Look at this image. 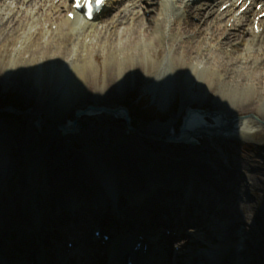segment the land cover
<instances>
[{
	"label": "bare ground",
	"instance_id": "6f19581e",
	"mask_svg": "<svg viewBox=\"0 0 264 264\" xmlns=\"http://www.w3.org/2000/svg\"><path fill=\"white\" fill-rule=\"evenodd\" d=\"M122 1H128V3L120 7ZM193 1L114 0L108 2L99 13L95 14L92 20H87L80 11L73 8L75 0H0V59L13 58L11 68H0V73H2L0 77L12 75L21 86L25 84V77H30L39 83L41 88L39 96L52 98L49 103L44 102L42 105H53L54 112L50 115L56 121L66 116V111L81 107L84 104H81L79 95L85 89L89 72L95 71L99 67L101 54H104L106 58L110 56L115 60V68L119 71L118 80L120 81L122 78L123 80L126 77L132 78L136 69L140 70L143 67L138 61L133 62V59L142 58L144 60L145 58L147 65L144 67V74L142 72L137 73L138 80H152L151 85H156L159 82L155 76L159 69L169 62L177 71L178 79L182 83L180 86H182L184 93L190 91L195 82H199V91L201 92L198 94L199 96L202 94L199 98L202 103L208 101L210 93L212 94L219 88L226 97L238 95L237 98L240 100L238 99L239 101L233 109L221 104L218 105L219 111L215 115L206 117L208 122L221 129H227L228 126L229 128L231 126L230 132L224 135L222 140L228 137L264 139V124L261 123L264 121V112L261 111V103L264 101V16H262L264 14V0H250V2L248 0L242 2L239 0H201L198 4H194ZM227 3L229 4L224 7V4ZM259 3L262 6L257 8ZM114 7L118 8L117 12L103 19L102 16ZM64 10H67L66 13L63 12ZM156 10H161L163 17H158V15L147 17L149 12ZM70 11L75 12L74 18L69 17ZM175 14L180 22H172V16ZM192 16L197 17L204 25L190 20ZM232 19H235L234 26L238 25L235 31L229 30L228 25ZM237 22L239 23L236 24ZM156 33L159 35L155 36ZM224 35L226 37L235 36L228 41H220L219 39ZM153 40L155 41L152 42ZM138 43L146 45L141 52L132 48ZM101 48L103 52L100 53ZM126 62L127 64L124 65ZM94 63H96L95 66ZM6 71H8L7 74ZM25 74L27 76H24ZM68 74H71L72 88L67 99L66 96L60 95L59 89ZM187 79L188 82H186ZM158 85L171 87L170 82H161ZM158 85L151 87V91L155 92L156 88L160 89ZM252 91L253 93H249ZM204 94H207L208 99ZM59 95L61 96L60 100L58 99ZM141 103L143 102L141 101ZM141 103L137 102L136 105L141 106ZM187 106H192L191 99L188 97L184 101L183 110ZM57 108L60 109L57 110ZM246 111L256 113L260 120L249 116L241 117V114ZM57 112L60 114H56ZM102 115L111 114L102 113ZM236 117L235 120L231 119ZM201 119L204 120V117ZM60 120L63 121V118ZM174 131L176 132L175 128ZM28 132L32 134V129H29ZM216 138L219 139L220 137L215 136L214 139L216 140ZM199 140H202L201 137ZM98 144L102 146L100 151H103V153H99L100 155L104 154L105 157L112 155V158L115 159L124 158L118 162L116 170L123 169L128 173L129 178L125 184H130L131 188L128 185L127 188H124L125 193L122 196L116 195L117 199L124 196L123 199L129 202L128 205L126 204L125 210H123L124 203H121L122 207L119 206L121 212L117 211L119 217H125L127 221L141 222L142 225L139 224V227L135 229L138 231V235H144L142 233L144 228H141L143 225H145L146 231L151 230L150 232L154 234L158 229H155L154 224L148 226V223L151 221L158 222L163 226L159 229L162 228L163 230L157 232H161L165 242L174 241V247L165 245L159 249L156 248L160 245L158 241L157 243L152 242L149 246L153 249L151 248V251L146 253L142 262L140 261L141 264H188L181 262L188 257V249L190 248L188 239L183 237L184 234H181L183 228L188 224L196 227L199 225L202 228L197 227V231L193 232V230L192 233H199V235L207 237L213 227L217 228L215 226L216 221L211 225L204 222V217L208 213L199 207H205L207 203L196 200L197 197L201 198V189L197 191L201 185H214L211 183L214 180L207 176L208 174L213 176L210 164L202 162V156L198 154H185L186 152L183 151L185 144L177 145L183 146L179 147L181 151L178 150L171 155L172 159L169 156H163V152L160 154L156 150L153 153L147 151L139 154L131 149L127 152H121L113 146L115 143L112 140ZM31 146L33 150H36V157L37 155L45 156L44 148L53 146L54 152H49V156L54 157L58 153L56 158L66 163V167L70 171H60V174L63 175L61 177L70 182V185H65L66 182L63 185H56L53 181L47 187L39 186L41 189L32 188L29 191V185L24 180L25 176H29L30 173L25 174V172L19 174L16 180L17 186H14L15 181L11 184L9 182L5 184L7 187L14 184L10 187L14 190L12 191L14 199L12 203L8 198L0 200V208L3 206L7 209L6 212L0 210V264H116L122 256V251H126L128 239L125 238L126 246L124 248L121 246V249L117 248L118 235L121 230L120 227L116 226L115 208L113 207L111 210L96 205L83 207L84 209L78 212L79 203L83 199L90 202L91 195L97 190L80 183L84 182V178L91 175L87 171L90 169L87 168L84 154L79 153L78 150H72L73 155L76 153L74 158L80 161V164H73L66 156L68 147H65L62 141L54 145L49 142H39V144ZM15 149V147L11 149L12 153L16 151ZM29 155L32 156V154ZM39 158L42 161L41 157ZM165 158L167 159L165 160ZM33 159L35 160L34 155ZM151 160H160V162H165L164 166H167L164 169L160 165L161 168L154 171L151 168L150 171L156 173L155 175L151 173L150 177L162 179L164 187L152 186L148 191V198H141L139 195L133 200L134 195L131 196L132 193H130L133 189L139 194L148 186L146 182L143 183V180L140 179L142 177H140V172L145 164ZM90 172L92 171L90 170ZM176 177L186 187L193 180L196 193L188 192L186 187V190L181 189L182 186L179 187V184L177 186L172 185L170 182ZM256 177L260 176L256 175ZM0 178L2 177L0 176ZM51 179L54 180L53 175H51ZM98 181H101L100 185L101 183L104 184L103 187L99 186V189L106 191L107 196L111 187L106 186V184L123 189L122 181L119 180L117 183L115 178L109 179L101 176ZM223 181L224 183L229 181L233 190L236 189V185L241 184L234 176L223 178ZM110 182H113L114 185ZM5 185H1L0 188L5 187ZM215 185L218 184L215 183ZM205 187L207 188V195L215 191V189L213 191L208 189L206 185ZM161 192L164 194L163 198L159 196ZM204 192L206 194V191ZM171 195L176 198L171 200L169 198ZM233 195L236 196V192ZM71 197L77 203L74 202L75 205L73 203L70 205L69 212H75L81 216L96 215L100 217V220L94 219L93 222L87 223L85 219H77L76 226L74 223L69 224L68 222L66 224H69V227L66 224L62 225L60 222L64 218L56 215L54 210L61 208V203L64 200L68 201L67 199ZM181 198L184 199V203L189 206L192 205L191 208L188 207L184 210L183 216L177 212L173 214L171 210L177 204L174 202L180 201ZM208 199L212 200V196ZM234 199L236 198L231 197V200L234 201ZM214 200L216 203V199ZM30 202L35 203L34 205L38 209H31L29 207ZM234 208L230 207L229 212H232L229 214L224 215L221 209H217L214 213L225 223L221 224V227L218 225L223 244L214 247L212 251L223 249V253L220 250V256H214L216 258L210 259L205 254L201 256L196 252L195 258H188L189 261L192 260L190 264H213L221 258L224 259L229 255L227 247L238 242L235 237L236 233L245 238L244 243H242L244 253H248L252 247H256V250L264 249V208L254 214V219L261 218L263 224L258 222L256 226L240 227L239 230L234 228L233 231L234 220L235 224H238L239 220L241 223H246L248 217L236 207ZM226 209H228V205ZM19 210H25L26 213L21 214ZM36 211H38L36 220L39 221L35 223L29 219L34 220L32 214ZM130 213L134 215H130ZM110 214L116 220L114 223L110 220L112 218ZM164 214L168 215V219L162 218ZM129 217L132 220H129ZM97 222L100 226H97ZM27 223L29 226L24 228V232L21 231L20 226ZM90 224L97 228H103L106 232H111L112 240L105 243V239L99 240L96 237H89L90 240L87 242L83 235L85 228L87 229ZM130 225L129 222L128 226L130 227ZM127 228L125 229L128 232ZM12 238L19 240L11 243ZM144 239L146 240V238ZM34 240L35 242H33ZM71 240L74 241L76 248H71L68 251L69 248L65 247V243ZM211 241L214 239L211 238ZM175 247H177V251H175ZM104 248L110 249L109 251L114 249L112 256L109 253V257L102 255L101 252ZM72 255L74 256L72 257ZM168 256L169 260H167ZM228 257L233 260V254Z\"/></svg>",
	"mask_w": 264,
	"mask_h": 264
},
{
	"label": "rangeland",
	"instance_id": "374dc122",
	"mask_svg": "<svg viewBox=\"0 0 264 264\" xmlns=\"http://www.w3.org/2000/svg\"><path fill=\"white\" fill-rule=\"evenodd\" d=\"M201 0H194L193 3L194 4H198L200 3ZM128 3V1H122L120 4V7L125 6ZM14 5V4H13ZM160 7V6H159ZM161 8V7H160ZM159 8V9H160ZM257 8L258 4H257ZM116 7L112 8L110 11H108L107 13H105L102 18L105 19L107 17H110L112 15H114L117 12ZM162 9V8H161ZM67 10H64L63 12L66 13ZM162 11L161 10H156L155 12H149L147 14V17H150V15H154L158 17H163L162 16ZM161 14V15H160ZM180 19L178 18V16L175 14L172 16V22H178ZM190 20H192L193 22L196 23H200L201 25H204L203 22H200V20L195 17L192 16L190 18ZM99 21V20H98ZM180 22V21H179ZM235 23V19H232V22L229 23V30L230 31H235L237 29L234 26ZM239 22H237L236 24H238ZM256 29L259 31V28L256 26ZM159 35V34H155ZM235 35H232L231 37H226V35H224L222 38H220L219 40H225L228 41L230 38L233 39ZM155 40H153L152 42H154ZM145 44H141L138 43L136 45H134L132 48L137 51V52H141L144 48H145ZM97 48V45H96ZM98 49V48H97ZM100 53L103 52L102 48L99 51ZM110 57V56H109ZM106 58L104 56V54H101L99 56V67L97 68V70H91L87 76V82L84 86V90H82L81 94H80V98L79 100L82 101L81 103H84L83 105L92 103V104H106V105H111V106H118V105H127L132 109V114L134 117V123H136L137 125H139V128H143V129H147L148 132H153L154 131V126L155 125H162L164 127V123H166L165 120L160 121V120H156L153 121L154 124H151L150 122L146 121L145 119H143L142 117H140L139 114H137L136 112V104L134 102L135 100V96L137 97H148V95L146 93H152L150 91V89H147V87L150 85L152 87H156L158 84L165 83V82H170V86L171 87H163L162 85H158L160 87V89H157V92H162L165 93V96L159 95L158 99L161 100L162 104H164V108L165 111L170 112V114H172L175 118V116H177L178 114V110L181 109L184 100L188 97L191 99V104L193 106L196 107H203L206 108L208 110H212V111H219L218 105H224L229 109H233L234 105L237 104V102L240 100L238 97V95H232V96H225L224 92L221 90V88H219L218 90L216 89L212 94L210 93L209 99L207 94H204L206 99H208V101L202 103L200 102L199 98L202 94H198L199 91V82H195L194 86L192 89H190V91H187L186 93H184L182 91V86H180L182 83L180 82V80L178 79L177 76V71L176 69L173 67V65H171V63L167 62L166 64H164L160 69L159 72L156 74L155 78L159 81L158 83H156V85H151L152 80L151 81H147L145 79H140L138 80V72H142L144 71V67L147 65V61L144 58V60L142 58H135L133 59V62H137L141 63L143 67L140 68V70L136 69V73L132 74V78L130 77H126L124 80L122 78V80H118V70L117 68H115L116 63L115 60L110 57V58ZM147 58V56H146ZM12 57H6V59H0V68L2 67H7V69L11 68V64H12ZM94 60V59H93ZM127 64L124 63V65ZM135 64V63H134ZM96 65V63H94V66ZM8 71H6L7 74ZM141 73V74H142ZM2 75V73H0ZM144 74V73H143ZM136 75V76H135ZM10 75H4L2 77H0V84L3 85V98L6 97V95L8 96L9 93H15L16 94V103L19 104L21 102L25 103L27 107H32L34 106L33 104H35L39 98L37 97L38 95V91H39V87L37 86V83H35L31 78L26 79L25 77V85L22 86L23 88L20 87V85L17 84V79L14 78V76H10ZM24 76H27V74H25ZM71 74H68L63 82V84H61L60 90L61 92H63V96L68 99L69 97V93L71 91ZM161 81V82H160ZM28 82V83H27ZM186 82H188V79L186 80ZM185 82V83H186ZM28 85V86H27ZM218 91V92H217ZM30 93H32V95H29ZM249 93H253L249 92ZM132 95H134L132 97ZM212 95V96H211ZM151 96V95H150ZM37 97V98H36ZM243 97V96H242ZM134 98V99H133ZM153 98V96H152ZM158 99H154L153 101H156V104L158 103L160 105V101ZM239 99V100H238ZM60 100V99H59ZM77 100V99H75ZM56 107V106H55ZM60 108H57V110H59ZM261 111L264 112V101L261 103ZM50 112L53 113L54 109L50 108ZM58 113V112H57ZM56 113V114H57ZM69 116L73 117L74 114V110H70L69 111ZM253 115H257L256 113L252 112V111H246L243 114H241V117L243 116H249L251 118H254ZM12 120H9V119ZM17 120H20L22 122H26L29 123V115H21L18 118H16ZM15 119V116L13 117V115H8L7 116V120H9V122L6 120L7 123H9L8 125L11 126L10 124L13 123L12 121H17ZM233 120L237 119L236 118H231ZM262 123V122H261ZM83 126L82 128H80V132L76 135H74L73 137L70 136L69 139L65 138L66 142H63L65 147H68V154L66 153V156L68 158L69 161H71V163H75V164H80V161L77 160L76 158H74V155L76 153L71 152L73 147H77L78 143H82L81 147H84L86 144H89V146H92V148L96 147V144L94 141H97L100 138H105V137H111L112 142H114L115 144H113V146H115L116 148H118V150H120L121 152H123L124 150L127 151L128 149L126 148L127 145L129 143H125L122 141H128V140H123L121 137H123V134L125 135H129L126 134L125 132V122L121 121V120H111V119H105L104 117H100V118H83ZM27 130V128H26ZM158 130V129H157ZM50 134H54V132L56 133V130L54 128L50 130H48ZM229 132V131H227ZM215 138V137H214ZM99 141V140H98ZM150 143H147V141H140L137 142L136 144H129L132 145L135 149L136 152L139 149H142L141 151L143 153H146L147 151H150L151 149H155L158 150V152H160L161 150H168L166 152H164L165 154H168V152L172 153L173 150H176L177 148H179L178 146L175 145H167L163 146L160 145V143L158 144H154V140L150 139ZM119 142H121V145H118ZM149 142V141H148ZM32 143H34V145L37 143V140L33 141ZM56 142H52L51 144L54 145ZM66 143V144H65ZM164 144V142H162ZM198 146L194 147V151H196L200 156H202V162L205 163H209L213 172H211L213 174L210 175L208 174V178L210 177L212 180L211 183H213L214 185H209V184H204V186L202 187V189L200 190V197H197L196 200H201L202 202H206L207 205L201 206L199 207L201 210H204V212L208 213L207 215H210L209 217L206 215L204 217V222H208L209 225L214 224V222L216 221L217 224L215 226H217V228L213 227L212 231L209 232V236H205V235H199V233L195 234L192 233L195 232V230L197 231V227H199V225L193 226V225H187V226H183V233L184 234L183 237H185L186 239H188V243H189V249H188V257L184 258L183 261L184 263H188L190 264V262L192 263V260L189 261V259H193L195 258V254L196 252L200 255H204L208 252V249H211L213 246L217 245L220 243L222 236L219 235L220 229L218 230L219 227H221V224H224L225 222H222V219L219 217H217L214 213L217 209H221V211L225 214H229L231 212H229L230 207L232 209H235L234 207H236L239 211H241V213L243 215H247V221L246 223H241L239 220L238 224H235V220H234V225L232 230L234 231V228L236 230H239L240 227H247L250 225H257L258 222H260L261 224H263V221L261 218H257L254 219V214L257 213L258 210H261L262 208H264V139L263 138H258V139H245V138H240V137H228L225 138L224 140L222 139H213L212 137H207L205 135H202V140H200L198 142ZM84 144V146H82ZM117 145L119 147H117ZM180 149V148H179ZM79 150V148L77 149ZM181 150V149H180ZM45 151V152H44ZM44 154L45 156H38V160L39 163H37V157L35 156V160L33 159V154L32 156H30L28 153H25L24 155H20L19 153L15 152L12 153L11 150H7L6 152V156H1L0 158V163H1V167H3L5 169V174L7 175V178L11 183H14L15 181V185H16V180L18 179V176L20 173L25 172V174L28 173L29 169H32L33 175H31L30 177L27 175L25 176V180L27 181V185H29V191L32 188H38L41 189L40 187H47L50 182H55L56 185L60 184L63 185L65 182V185H70V182L67 181L65 178L61 177L63 176L62 174H60V171H70L69 169H67L66 164L64 161H62L61 159L56 158V156H58V153H54V157L49 156L50 153L49 152H54L53 150V146L52 147H46L44 148ZM184 152L187 151V149H183ZM189 151V149H188ZM57 152V150H56ZM139 154V153H138ZM185 154H188L187 152ZM110 157H113L112 155H109ZM14 157V159H13ZM42 159V161H40V158ZM27 159V160H26ZM111 159V158H109ZM120 160V158H119ZM117 160H115L114 162H116ZM243 164V166H242ZM111 164H109L107 162V166ZM104 166V164H103ZM156 166V161H150L147 162L145 164V167L142 169L141 172V176L145 177L147 175V173L149 172L148 170L150 168H153ZM177 167H179L177 165ZM100 170L95 172H90V170L87 169V171L89 173H91V175L87 176L86 178H84V182H80L81 184H85L86 186H91L96 188L97 190H95L93 192V194L91 195L90 198V202H88V200L83 199V201L81 203H79V205L77 207H80L78 209V212H80V210H83L85 207H94V206H100L102 208L105 209H113L114 204H113V200L110 199L107 194L106 191L102 190L101 188L99 189V186H103V184L98 185L99 182L97 181L102 175H101V168L99 167ZM105 168V167H104ZM115 168H117V165L115 167H113L112 171L110 170V167H107V169H109V172H112V174L115 175V180L116 182L119 183V180L122 181V188H117V194L118 196H122L125 192L123 191L124 188L130 187V184H125L126 181L128 180V173L125 172L123 169L116 170ZM21 169V170H20ZM106 169V168H105ZM152 170V169H151ZM150 170V171H151ZM87 172V173H88ZM152 172H150L151 174ZM153 175H155L156 173H152ZM36 175V176H35ZM51 175H53L54 180L51 179ZM256 175H259L260 177H256ZM228 176H234V178L240 182L241 184H238V186L236 185V189H232V187H230L229 181H226L224 183L223 178H227ZM253 177V178H252ZM21 178V177H20ZM28 178V179H27ZM105 178V177H103ZM109 178V177H108ZM172 178V177H171ZM23 179V178H21ZM131 179V178H130ZM65 180V181H64ZM171 180V179H170ZM169 180V181H170ZM30 182V183H29ZM207 183V182H206ZM218 184V185H215ZM226 186H225V185ZM12 185V186H13ZM208 186V189H212V191L215 189V191L209 195H207V188L205 187ZM10 186V187H12ZM40 186V187H39ZM181 189H185L186 185L184 183L179 184V187H181ZM211 186V188H210ZM10 187H7V185H5V187L0 188V200H6V198H8L11 203L12 200L14 199V197L12 196V190ZM164 187V186H162ZM14 188V187H13ZM131 188V187H130ZM135 188V187H134ZM206 188V189H205ZM187 189V187H186ZM185 189V190H186ZM200 188L197 189V191ZM133 191H135L133 189ZM130 192V193H134V194H138V192ZM148 191V190H147ZM206 191V194L205 192ZM145 192V191H143ZM236 192V196L233 195V193ZM147 193V192H146ZM194 193H196V191H194ZM195 195V194H194ZM207 195V196H206ZM212 196V200L208 199L209 197ZM144 196V195H143ZM149 195H147L144 198H148ZM160 197H164V194L161 192L159 193ZM141 197V195H140ZM206 197V198H205ZM232 198H236L233 200H231ZM123 197H121L120 199H117L116 202L118 203V207L121 206V203H124V207L123 210L126 209L125 206H127L129 204L128 201H126L125 199H123ZM171 200L173 198H176L175 196L173 197V195H171L169 197ZM216 199V203L215 200ZM68 201H63L60 205L61 208H57L56 210H54V213L58 216H61L62 218H64L63 221H61L60 223H62V225L66 224L67 222L69 224L74 223L76 220L80 219V220H86L87 223H91L93 222V220H100V217L95 216H81L79 214H76L75 212H69L70 211V205H75L77 202H75L76 200L74 198H70L67 199ZM170 200V201H171ZM123 201V202H122ZM184 199H180V201H176L174 203H177L176 206L174 208L177 207V209L174 210V208H171L173 214L177 212V214H180L183 216L184 210L186 208H191V206H189L188 204L183 202ZM75 202V204H74ZM213 202V203H211ZM35 203L30 202L29 203V207H31V209L36 208V210L38 209L37 207H35L34 205ZM88 204V205H86ZM127 204V205H126ZM191 204V203H190ZM228 205V209H226V206ZM84 207V208H83ZM122 207V206H121ZM9 208V207H8ZM210 209V210H209ZM0 210H4L5 212L7 211V209L5 207H1ZM28 210V209H27ZM20 213L24 214L26 213L25 210H19ZM110 211V210H109ZM245 211V212H243ZM114 212H116V219H117V224L116 226L120 227L119 229L121 230V233H119L118 235V243H117V248H120V246L122 245V248H124L125 246V242H124V237H125V233L127 232L125 228H127L128 232L129 230H133L135 227L138 228L139 224L141 222H133V221H127V219L119 217L118 212L115 210ZM20 214V215H21ZM37 214L38 211H36L35 213L33 212V216H34V220L33 219H29L32 222H38L39 220L37 219ZM79 215V216H78ZM131 215V214H130ZM166 215V214H165ZM22 216V215H21ZM110 216L112 217V215L110 214ZM129 216V215H128ZM127 217V216H126ZM168 217V215H167ZM243 217V216H242ZM130 218V217H129ZM165 218V217H162ZM168 219V218H167ZM224 219V218H223ZM111 222L114 223L116 220L112 217L110 218ZM177 220V219H176ZM209 220V221H208ZM65 221V222H64ZM226 221V220H224ZM59 222V221H58ZM130 222L131 225L130 227L128 226V223ZM124 223V224H123ZM69 224H66V226H70ZM148 226H153V224L155 225V229H159V227H163L160 224H158V222H153L151 221L150 223H148ZM142 225V224H140ZM219 225V227H218ZM29 226V224H22V226H20V230L24 232V228ZM127 226V227H126ZM147 226V225H146ZM17 227V226H16ZM125 227V228H124ZM144 228V230H142L145 235V238L149 241L152 242L154 238V236L156 235L158 237V235H161V232H154L153 236H149L150 235V231H146L145 230V225L141 226V228ZM171 227H174L173 225H171ZM196 227V228H194ZM30 228V227H28ZM199 228H202L201 226ZM100 229L101 235H99L98 239L99 240H103V236L104 234H108L110 235V239L113 238V235L111 232H106L103 228H92L90 227V234L88 235L86 232L83 235V238L89 242L90 238L89 237H95L94 233ZM163 229L161 228L160 231H162ZM235 230V231H236ZM168 231V230H167ZM175 232V231H174ZM137 233V232H136ZM158 235H157V234ZM159 235V238H163L162 242H165L164 237H161ZM155 236V237H156ZM201 236V237H199ZM15 237V236H12ZM236 240L239 241L240 243H244L245 238L241 236V234L236 233ZM234 237V238H235ZM210 238V239H209ZM211 238L214 239V241H211ZM19 239H14L12 238L10 240L11 243H13L14 241H18ZM36 240H38L36 238ZM210 240V241H209ZM134 241V240H133ZM128 243V246L132 245L134 242ZM208 241V242H207ZM35 242V240L33 241ZM174 241H171V246L169 247H174L173 246ZM66 246L68 248H74L75 247V243L74 241H70L65 243ZM18 246V245H17ZM100 246V245H99ZM144 246V244L142 245ZM141 246V247H142ZM76 248V247H75ZM114 248V247H113ZM151 246H148L147 251H151ZM175 251H177V247H175ZM105 249V250H104ZM102 249L101 254L102 255H106V257L109 255L111 256L110 253V249H106L104 248ZM153 249V248H152ZM166 250V249H165ZM169 250V249H168ZM108 251V252H107ZM264 251V249H261V253ZM167 252V250H166ZM169 254V253H168ZM197 254V255H198ZM74 255H72L73 257ZM172 257V254L170 255ZM191 257V258H189ZM169 258V256H168ZM167 258V260H169ZM189 258V259H188ZM173 259V258H172ZM171 259V260H172ZM186 259V260H185ZM120 260V261H119ZM118 262L116 264H125L124 261H122V259L119 258Z\"/></svg>",
	"mask_w": 264,
	"mask_h": 264
},
{
	"label": "water",
	"instance_id": "95a60500",
	"mask_svg": "<svg viewBox=\"0 0 264 264\" xmlns=\"http://www.w3.org/2000/svg\"><path fill=\"white\" fill-rule=\"evenodd\" d=\"M28 78H30V77H27L26 79H28ZM33 81L36 83L35 80H33ZM20 87L23 88L21 85H20ZM36 87H39V91H38L39 93L37 95L39 100L35 104H33L34 106L27 107L26 104L23 102H21L19 104H17L15 102L17 96L14 92L9 93L8 96L6 95V97L3 98V93H2L3 85L0 84V158H1V156L2 157L6 156L7 150H11L13 147L16 148L15 152L19 153L20 155H24L25 153H30V154L36 155V150L35 149L33 150L31 148L32 147L31 145H34V143H32V142L35 140H37L38 144H39V142H49L50 144L52 142H56V143H58L60 141L66 142L65 138L69 139L70 136L73 137L74 135H76L80 132V128H82V126H83V124H82L83 118L104 117L107 120L108 119L121 120V121L125 122L126 134H129V135L123 134V137H121V138L123 140H128V141H122V142L129 143V144H133V143L136 144L137 142H140V141H147V143H150L151 142L150 139H153L154 144L160 143V145H163V146H166L167 143L169 146L170 145L177 146L178 144H185L184 147H185V149H187L186 152L189 155L198 154L196 151H194L192 149H194V147L198 146V144H199L198 142L200 141L199 138L201 137V139H202V135H205L207 137H212L213 139L215 136L220 137L222 139V137L224 135H227V133H229L230 129H231V126H230V128L228 126L227 129H221L218 126L216 127L215 125H212L213 123L208 122L206 117H209V116L212 117L218 111H212V110L210 111V110L203 108V107L193 106L192 104H191L192 106H187L186 109L183 110L184 102H183L181 109L178 110L177 116H175V118H174V116L172 114H170V112L165 111L164 104H162L161 100L158 99L159 95L165 96L166 94L162 93V92H157V90L155 92L151 91L152 86H150V85L147 87V89H150V91L152 93H146L148 95V97H143V96L137 97V96H135L134 102H135V104L137 102L138 103H141V101L143 102L140 104L141 106L136 105L137 106L135 108L136 112H137V114L140 115V117H142L146 121L153 124V126H154V124H156V123H153V121H156V120H160V121L165 120L166 121V123H164L165 124L164 127L162 125H158V126L155 125L153 132H148L147 129H143L141 127L139 128V125L134 123V117L132 114V109L129 106L123 105V104L118 105V106H111V105H106V104L89 103L86 105H82L81 107L79 106L78 108L71 109V110H74L73 117L69 116L68 113L70 110H68V111H66V116L62 117L63 121L60 120L62 118L54 121L50 115L51 114L50 108L53 109V105L52 104H51V106H48L47 104L45 106L42 105V103H44V102L49 103L50 102L49 100H52V98L48 99L46 96L45 97L39 96L41 94V91H40L41 88H40L39 83H37ZM59 91H60V95H62L63 92H61L60 89H59ZM29 95H32V93H30ZM60 95L58 96V99L61 97ZM133 96L134 95H132V97ZM152 96H153V98H152ZM79 97H80V95H79ZM154 99H158L160 101L161 107L158 106L159 105L158 103L156 104L157 100L153 101ZM188 99H190V98H188ZM102 113H107V114H111V115H102ZM26 114L29 115L30 124L16 119L19 116L26 115ZM57 114H60V113L58 112ZM8 115H13V117L15 116V119L17 120V121H12L13 123L10 124L11 126H9L8 125L9 123L6 122ZM115 115H117V117H115ZM118 116H119V118H118ZM202 117H204V120L201 119ZM253 117L257 120H260L259 116H257V115H253ZM9 120H12V119H9ZM9 120H7V121L9 122ZM262 123L264 124V121ZM229 124H230V122H229ZM26 128H27V130H26ZM52 128H54L56 130V133L54 132L55 135L50 134L48 131V130L51 131ZM174 128H175L176 132L175 131L173 132ZM29 129H32V134H29V132H28ZM227 131H229V132H227ZM10 135H11V137H10ZM98 140L94 141L96 144V147H94V148H92V146H89V144H86L85 146L83 144L82 146H84V147L80 148L82 143H78L77 147H73L72 150H77L79 148L78 152L79 153L82 152L84 154L83 156H85V158H86L85 161L87 163V168H89L92 172L96 173L97 171L100 170L99 167H102L101 168L102 169L101 170L102 177H105V178L109 177V179H113V177L115 176L114 174H112L113 167H115L118 164V162L120 160H123L124 158L118 157L117 159H115V158H112L110 156L105 157L104 154L100 155L99 153H103V151H100V147H102V146L98 143L100 142L102 144V142L106 143V142H108L110 140H114V139H112L111 137H105V138L99 137ZM156 142H158V143H156ZM162 142H164V144ZM121 144L122 143L119 142L118 145H121ZM129 144L127 145L126 148L128 150L131 149V150H134L136 152L137 148L135 149L132 145H129ZM181 146H183V145H181ZM181 146H178V147H181ZM188 149H189V151H188ZM141 150L142 149H139L136 153L142 152ZM154 150L155 149L153 148L150 151H148V153H153ZM178 150H180V149L173 150L172 153L168 152V154L164 153L168 150L160 151V152H158V150H156V152H158L160 154H161V152H163L164 153L163 156H165V157L169 156L170 159H172L173 157L171 155L175 152H178ZM127 151H125V152H127ZM109 158H111V159H109ZM119 158H120V160H119ZM166 159L167 158H165V160ZM36 160H37L36 164H38L39 160L38 159H36ZM115 160H117V161L114 162ZM151 161H154V160H151ZM107 162L109 164H111V166L110 165L107 166ZM103 164H104V166H103ZM160 165H162V167H164V169H166L165 167H167V166H164L165 162H160V160H158V161H156V166L152 168L153 169L152 171L161 168ZM107 167H110V170L112 172H109V169H107ZM32 169L28 170V173H30L29 177L31 176ZM150 170H151V168L148 170L149 172L147 173V175L145 177H143V176L141 177L142 171L140 172V177H141L140 179L143 180V183L146 182L148 186H146V190H143L145 192L141 191V192H139V194L132 193L131 196L134 195L132 197L133 200L138 198L139 195H141V198L146 197L148 195V191H149L150 187H152V186L153 187L163 186L162 179H159L156 177H150ZM0 176L2 177V178H0V186L3 184L5 185L9 182L10 179L9 180L7 179L9 177H7V175L5 174V169L3 167H1V163H0ZM192 181H190L189 185H187V191L190 193H193L194 191H196V189H194L195 183H194V181L193 182ZM110 183L112 185H114L113 182H110ZM170 183L174 186L175 185L177 186L178 184H180V180H178V178L176 177V179L171 180ZM101 184H103V183H101ZM98 185H100V184H98ZM106 186L111 187L109 189L110 193L108 194V197L113 200L115 210L118 208V210H116V211L121 212L119 210L118 205H117L118 203L116 202V200H117L116 195H118L116 190H118V189L115 188L114 186H111V185L106 184ZM203 186L204 185H201L200 189H202ZM130 214L134 215L133 213H130ZM163 217L168 218L165 214L163 215ZM129 220H132V218L130 217ZM92 225L93 224H90L87 229L85 228V232L88 235L90 234V227H92ZM97 226H100L99 223L97 224ZM93 227L96 228L94 225H93ZM135 229H136V227L133 230H129V232L126 233L125 237L128 239L129 243H131L133 240L135 241L139 238L138 237V231ZM159 235L157 238H158V243L161 245V247H164L165 245L168 246V244L170 246V243L162 242V238H159ZM238 242L232 243V245L227 247V249L229 251V255L233 254V260H232V258L228 257L229 256L228 255V256L224 257V259L221 258V260H219L218 262H214L213 264H264V251L261 253V250H256V247H252L253 250L251 248L248 251V253H246V252L244 253V245L242 243H240V242L238 243ZM222 244H223V242H222V238H221L220 243L213 246L211 249H208V252L205 254V256L209 257L210 259L216 258L214 256H220L221 254L219 251L221 249L217 250V251H212V250L214 247H218L219 245L222 246ZM140 250H141V248L135 249L132 246H129L127 253L129 255H132L136 252H139ZM221 251L223 253V249ZM170 252H171V250H170Z\"/></svg>",
	"mask_w": 264,
	"mask_h": 264
},
{
	"label": "snow or ice",
	"instance_id": "6c2138e0",
	"mask_svg": "<svg viewBox=\"0 0 264 264\" xmlns=\"http://www.w3.org/2000/svg\"><path fill=\"white\" fill-rule=\"evenodd\" d=\"M102 2H103V0H96L97 6H99V4H101ZM84 5L87 6V8H88V15L91 16L92 6H91V3H90V0H84ZM75 6L76 7H80L81 6L80 0H77Z\"/></svg>",
	"mask_w": 264,
	"mask_h": 264
}]
</instances>
